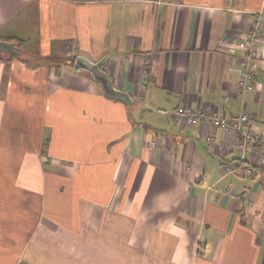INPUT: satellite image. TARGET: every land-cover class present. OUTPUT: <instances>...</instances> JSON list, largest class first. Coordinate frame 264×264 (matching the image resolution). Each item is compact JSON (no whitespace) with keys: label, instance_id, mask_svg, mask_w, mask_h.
I'll return each mask as SVG.
<instances>
[{"label":"crops","instance_id":"obj_1","mask_svg":"<svg viewBox=\"0 0 264 264\" xmlns=\"http://www.w3.org/2000/svg\"><path fill=\"white\" fill-rule=\"evenodd\" d=\"M258 12L264 0H0V40L64 59L0 62V264H264V168L173 116L245 113L264 131V32L255 89L236 90ZM75 56L103 61L131 104ZM238 161L254 175H224Z\"/></svg>","mask_w":264,"mask_h":264},{"label":"built area","instance_id":"obj_2","mask_svg":"<svg viewBox=\"0 0 264 264\" xmlns=\"http://www.w3.org/2000/svg\"><path fill=\"white\" fill-rule=\"evenodd\" d=\"M264 32V14L258 12L255 14L254 21L250 30L243 35V42L240 50L243 52V59L240 62V67L237 76L236 90L238 95H243L245 92L253 91L255 89V69L256 60H259L261 47L259 39ZM147 67V62H144ZM145 67V77L148 76V70ZM226 98L221 100V106L226 103ZM173 116L176 124L186 128L195 125H206L212 129H220L223 135H228L232 142L229 145L220 143L217 145L218 149L224 151H238L241 153V162L248 153L255 167L264 168V131L258 130L249 123V116L245 113L239 114L237 117L230 119L218 114L212 109H199L193 111L187 106H179L174 112ZM206 145L208 148L215 146L216 139L212 132L206 138ZM151 147H155L154 142L150 143ZM225 146V148H224ZM224 148V149H223ZM240 161L236 163H229L223 167L224 175L237 174L244 177H252L254 169L251 166H246Z\"/></svg>","mask_w":264,"mask_h":264},{"label":"water","instance_id":"obj_3","mask_svg":"<svg viewBox=\"0 0 264 264\" xmlns=\"http://www.w3.org/2000/svg\"><path fill=\"white\" fill-rule=\"evenodd\" d=\"M0 54L9 56H20L21 49L15 45L13 41L0 40ZM103 61L92 63L89 60L81 57H73V70L76 72L83 71L89 73L93 80L97 82L103 93L113 99H119L127 104H131V99L128 94L116 90L107 75L100 69Z\"/></svg>","mask_w":264,"mask_h":264},{"label":"trees","instance_id":"obj_4","mask_svg":"<svg viewBox=\"0 0 264 264\" xmlns=\"http://www.w3.org/2000/svg\"><path fill=\"white\" fill-rule=\"evenodd\" d=\"M9 41H12V40H9ZM15 43V45L17 47H19L21 49V55L20 56H9V55H2L0 54V62H5V63H8L10 62L12 59H19L21 60L22 62L26 63V64H29V65H39V63L41 61H43L45 64L49 63L50 61L53 62V61H60V62H64V59L63 58H59V57H47V59L45 58H42V57H37V56H33V55H30L28 54L27 52H25L22 48H21V44L19 41H13ZM69 61H71V64L73 62V58L69 59Z\"/></svg>","mask_w":264,"mask_h":264}]
</instances>
